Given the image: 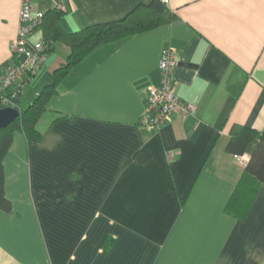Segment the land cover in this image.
<instances>
[{
	"label": "crops",
	"instance_id": "obj_1",
	"mask_svg": "<svg viewBox=\"0 0 264 264\" xmlns=\"http://www.w3.org/2000/svg\"><path fill=\"white\" fill-rule=\"evenodd\" d=\"M151 1L31 0L44 13L62 9L67 32ZM21 3L0 0V70L15 61ZM166 6L171 22L99 45L71 70L36 124L41 141L14 132L0 264H264V184L243 218L229 211L250 155L226 148L234 127L264 132V0ZM165 47L177 53V94L196 111L148 128L140 118ZM69 52L54 42L20 105Z\"/></svg>",
	"mask_w": 264,
	"mask_h": 264
},
{
	"label": "trees",
	"instance_id": "obj_2",
	"mask_svg": "<svg viewBox=\"0 0 264 264\" xmlns=\"http://www.w3.org/2000/svg\"><path fill=\"white\" fill-rule=\"evenodd\" d=\"M166 4L163 0H152L149 4H139L121 19L94 24L74 32L63 29L62 9L54 8L44 13L43 25L40 28L42 39L51 49L54 42L61 41L70 48V52L66 61L54 70L53 80L45 84L32 103L25 108L20 105L25 86L23 87L15 100V107L20 110V114L0 131V208L8 210L11 206L5 196L3 158L11 146L14 132L23 131L28 142L41 141L43 134L37 130L36 124L47 110L52 97L58 93V86L71 70L99 45L123 40L171 22L175 14ZM226 148L235 155H250L228 207L229 211L243 218L260 186L264 184V132L246 126L234 127Z\"/></svg>",
	"mask_w": 264,
	"mask_h": 264
},
{
	"label": "built area",
	"instance_id": "obj_3",
	"mask_svg": "<svg viewBox=\"0 0 264 264\" xmlns=\"http://www.w3.org/2000/svg\"><path fill=\"white\" fill-rule=\"evenodd\" d=\"M167 3V0H163ZM44 21V12L35 10L31 0H22L17 35L12 41L14 63L0 70V108L15 106V100L23 87L39 72L51 46L43 39L31 41L30 37L40 30ZM177 66V53L173 47L163 49L159 70L161 84L150 86L145 98V109L140 123L148 128L159 129L175 117L194 114L196 106L177 94L174 70ZM240 158L239 155H235ZM172 160L174 153L168 152Z\"/></svg>",
	"mask_w": 264,
	"mask_h": 264
},
{
	"label": "water",
	"instance_id": "obj_4",
	"mask_svg": "<svg viewBox=\"0 0 264 264\" xmlns=\"http://www.w3.org/2000/svg\"><path fill=\"white\" fill-rule=\"evenodd\" d=\"M20 114V110L15 106L0 108V131L12 123Z\"/></svg>",
	"mask_w": 264,
	"mask_h": 264
},
{
	"label": "rangeland",
	"instance_id": "obj_5",
	"mask_svg": "<svg viewBox=\"0 0 264 264\" xmlns=\"http://www.w3.org/2000/svg\"><path fill=\"white\" fill-rule=\"evenodd\" d=\"M52 78H53V77H52ZM26 87H27V86H26ZM26 99H27V96H26L25 99H23L22 102H21V107H22V108L27 107V106L29 105V103H30V102H27Z\"/></svg>",
	"mask_w": 264,
	"mask_h": 264
}]
</instances>
